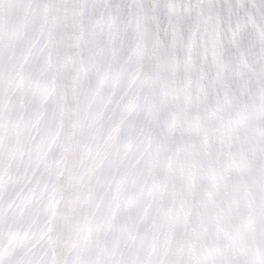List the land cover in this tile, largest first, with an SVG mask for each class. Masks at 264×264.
<instances>
[{
	"label": "snow or ice",
	"instance_id": "6c2138e0",
	"mask_svg": "<svg viewBox=\"0 0 264 264\" xmlns=\"http://www.w3.org/2000/svg\"><path fill=\"white\" fill-rule=\"evenodd\" d=\"M0 264H264V0H0Z\"/></svg>",
	"mask_w": 264,
	"mask_h": 264
}]
</instances>
